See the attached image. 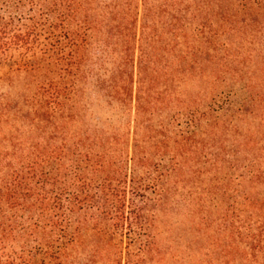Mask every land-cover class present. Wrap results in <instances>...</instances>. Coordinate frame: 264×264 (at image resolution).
<instances>
[{"label": "trees", "instance_id": "obj_1", "mask_svg": "<svg viewBox=\"0 0 264 264\" xmlns=\"http://www.w3.org/2000/svg\"><path fill=\"white\" fill-rule=\"evenodd\" d=\"M263 28L264 0H0V71L39 82L26 108L0 98V264H160L170 147L153 122L169 70L180 80L215 64L217 80L237 81L249 54L234 38ZM255 86L239 119L264 112ZM181 102L189 129L176 135V165L208 115ZM263 178L264 161L250 181ZM244 196L259 230L248 223L243 235L264 260V192Z\"/></svg>", "mask_w": 264, "mask_h": 264}, {"label": "rangeland", "instance_id": "obj_2", "mask_svg": "<svg viewBox=\"0 0 264 264\" xmlns=\"http://www.w3.org/2000/svg\"><path fill=\"white\" fill-rule=\"evenodd\" d=\"M155 29L157 33L162 31V27ZM253 33L234 38L237 48L249 54L241 63L245 75L237 81L230 74L217 80L212 74L215 64H210L203 76L189 70L180 80L184 73L180 75L174 66L169 70L172 94L153 122L161 131L163 145L171 148H167L163 162L169 196L166 204L156 210L153 231L157 247L163 252L160 264L264 263L260 247L249 245L243 235V227L248 223H254L259 230L252 209L243 205L244 193L257 197L264 192V178L260 183L250 181L252 171L264 161V112L253 115L248 111L245 118L239 119L241 113L237 109L246 96V83L253 81L255 89L264 92V28ZM225 38L222 36L220 41L224 43ZM165 56L176 60L174 51ZM189 64L184 63L187 68ZM36 75L32 71L1 69L0 98L26 108L25 100L38 89ZM229 93L237 96L229 97ZM228 99L237 105L230 112L233 116L223 109ZM185 100L194 103L198 117L208 115L197 128L191 129L194 132L182 152L184 157L176 165V160L171 159L176 135L189 129L181 102ZM247 134L254 140L250 146L245 144Z\"/></svg>", "mask_w": 264, "mask_h": 264}]
</instances>
